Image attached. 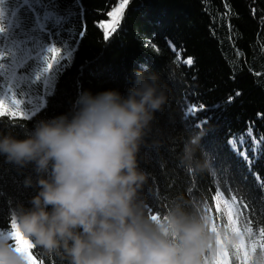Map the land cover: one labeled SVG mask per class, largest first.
Segmentation results:
<instances>
[{"label": "trees", "instance_id": "1", "mask_svg": "<svg viewBox=\"0 0 264 264\" xmlns=\"http://www.w3.org/2000/svg\"><path fill=\"white\" fill-rule=\"evenodd\" d=\"M47 10L64 17L48 23L45 52L28 70V82L9 88L0 82V97L10 95L18 106L6 105L0 131L21 136L36 120L65 112L78 88L123 92L141 64L170 72L169 102L158 114V151L145 149L141 166L150 174L143 195L149 214L159 216L181 195L186 207L206 218L211 236L202 264H212L214 252L230 253L234 234L222 209L231 211L240 239L252 251L253 264H264V0H41ZM120 3L119 25L105 39L103 22ZM23 29L34 23L32 7L20 0L5 3ZM41 11L39 7L36 9ZM7 30V21L3 22ZM71 28V39L65 29ZM83 32L81 36L79 33ZM59 33V35H57ZM74 48L72 61L56 73L51 95H44L45 61L63 54L65 41ZM189 57L193 64H185ZM68 63L67 60L61 61ZM238 94V95H237ZM44 106L33 112L36 97ZM205 106L200 109V105ZM195 107L198 111L189 113ZM16 114L13 115L12 113ZM28 113V115H25ZM186 129L206 132L202 145L212 166L190 173L177 166L178 140ZM27 170L0 157V232L12 229V209L28 205L34 194L24 184ZM215 229V232L212 229ZM217 236L221 243H216ZM33 255L38 264H61L55 257ZM229 264H239L229 255Z\"/></svg>", "mask_w": 264, "mask_h": 264}, {"label": "clouds", "instance_id": "2", "mask_svg": "<svg viewBox=\"0 0 264 264\" xmlns=\"http://www.w3.org/2000/svg\"><path fill=\"white\" fill-rule=\"evenodd\" d=\"M170 72L141 64L129 86L78 88L65 112L38 119L22 137L0 131V157L27 170L34 194L12 209L16 229L42 255L61 264H202L211 236L206 218L177 195L149 214L143 189L150 174L145 149L158 151V114L169 102ZM206 132L186 129L177 166L210 169ZM0 235V264H29L11 233Z\"/></svg>", "mask_w": 264, "mask_h": 264}, {"label": "snow or ice", "instance_id": "3", "mask_svg": "<svg viewBox=\"0 0 264 264\" xmlns=\"http://www.w3.org/2000/svg\"><path fill=\"white\" fill-rule=\"evenodd\" d=\"M7 0H0V82L7 81L9 88L19 87L28 82V70L33 62L41 60V57L45 52L49 53H59L61 49L59 48H45V40L43 39V34L51 33L48 30V23L54 21L56 25H59L64 17L59 16L55 11L47 10L45 6L41 3V0H35V6L32 7V12L34 15V23L30 28L23 29L21 24L17 22V12H10V20L7 30L4 27V18L9 10L4 7ZM21 7L29 6L32 0H20ZM127 3V0H125ZM37 7L41 11H37ZM109 16H113L112 12L108 13ZM119 25V19L115 20V23L110 26V29L105 32V39H108L111 32L116 30ZM69 33V39H71V28L65 29ZM81 36L84 35L83 32L79 33ZM59 35V33H57ZM65 48L63 54L59 57L53 56L52 61H45L46 67L44 68L45 73L50 75L45 76L44 84V95H51L52 88L55 84L56 73L63 72L68 68L72 61V54L75 51L74 48L68 46V41L65 42ZM67 60L68 63L62 64L61 61ZM185 64H193V59L189 57L184 61ZM238 95V94H237ZM36 106L33 112L39 111L41 107L44 106L43 96L36 97ZM203 104L200 105V109H204ZM8 108L2 100H0V116H5L8 114ZM198 110L193 107L189 109V113H195ZM13 115L16 113L13 112ZM28 115V113H25ZM222 209L227 213L229 218V227L234 234L233 240L231 242V248L234 249L233 252H229L224 249H220L213 253L212 264H229V255L234 256L235 260L239 261V264H253L251 260L252 251L248 248L243 240L240 239V235L237 232L234 221L232 220L231 211L228 210L227 205H223ZM12 229L14 230L10 235L12 242L15 244L17 251H21L28 258L29 264H38L36 258L33 255V249L35 248L30 241L23 237V235L16 229L15 222L12 224ZM215 232V229H212ZM3 233L0 232V235ZM216 243L220 244V237L217 236ZM260 247L264 249V244Z\"/></svg>", "mask_w": 264, "mask_h": 264}, {"label": "rangeland", "instance_id": "4", "mask_svg": "<svg viewBox=\"0 0 264 264\" xmlns=\"http://www.w3.org/2000/svg\"><path fill=\"white\" fill-rule=\"evenodd\" d=\"M4 7L7 9V5L5 4ZM125 7V3H120L113 11H111L114 15L109 17V20L103 22V26L105 29V32L110 29V26L115 23L116 19L120 20V16L122 14V11ZM10 15H5L4 22L7 21V25H9ZM0 100L4 102L5 105H13V107L18 106V103L11 98L10 95H3L0 97Z\"/></svg>", "mask_w": 264, "mask_h": 264}]
</instances>
